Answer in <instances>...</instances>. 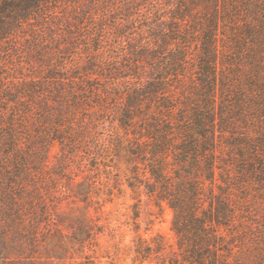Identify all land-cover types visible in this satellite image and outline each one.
Segmentation results:
<instances>
[{"label": "trees", "instance_id": "16d2710c", "mask_svg": "<svg viewBox=\"0 0 264 264\" xmlns=\"http://www.w3.org/2000/svg\"><path fill=\"white\" fill-rule=\"evenodd\" d=\"M6 1L0 11L13 26L41 17L44 36H60L59 51L68 50L27 89L28 132H37L26 144L11 132L15 163H46L57 140L99 171L101 150L114 145L115 158L143 170L146 193L174 212L177 248L167 253L154 238V247L137 249L143 258L264 264V0H177L170 15L163 0H99L103 14L90 26L48 14L57 0Z\"/></svg>", "mask_w": 264, "mask_h": 264}, {"label": "rangeland", "instance_id": "374dc122", "mask_svg": "<svg viewBox=\"0 0 264 264\" xmlns=\"http://www.w3.org/2000/svg\"><path fill=\"white\" fill-rule=\"evenodd\" d=\"M57 1L47 13L59 12L73 25L90 26L92 18L103 14L97 7L99 0ZM163 1L170 15L177 4L171 2L177 0ZM5 2L0 0V5L5 7ZM112 2L106 0L105 5L112 6ZM111 14L108 12L113 24ZM58 23L52 30L54 26L58 29ZM92 29L91 25L87 36L94 44L96 29ZM55 37L60 38L54 33L44 36L41 17L13 26L7 11H0V264H161L159 254L143 258L137 249L145 252L147 245L154 247L158 237L166 243L167 253L169 246L177 248L172 230L174 212L166 202L146 193L140 184L143 170L138 176L129 157L115 158L118 149L114 145L107 152L101 150L99 162L106 165L99 171L92 170L94 161L85 160L83 152H64L57 140L48 146L46 163L36 167L15 163L17 147L10 139L11 132L17 141L21 136L23 144L29 133L37 132H28L32 112L26 113L27 89L34 77L50 70V62L68 53L59 51L65 43ZM111 128L109 120L104 122L101 136L109 137ZM8 187L14 199L12 209L6 207Z\"/></svg>", "mask_w": 264, "mask_h": 264}]
</instances>
